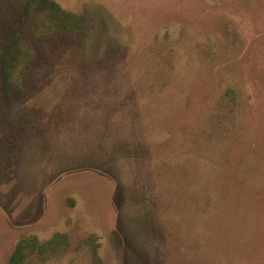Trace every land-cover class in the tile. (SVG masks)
Wrapping results in <instances>:
<instances>
[{
    "label": "rangeland",
    "instance_id": "374dc122",
    "mask_svg": "<svg viewBox=\"0 0 264 264\" xmlns=\"http://www.w3.org/2000/svg\"><path fill=\"white\" fill-rule=\"evenodd\" d=\"M23 1L0 0V46L17 26L33 56L8 86L0 76V86L18 114L48 108L36 111L48 116L41 125L51 147L55 141L54 159L78 161L85 156L78 145L87 147L93 135L90 161L70 166H91L89 180L107 186L125 215L141 203L154 209L150 219L143 214L158 225L147 257L264 264V0H56L80 17L79 27L45 31L48 21H41L39 32L22 20ZM45 156L38 167L47 237L48 219L70 221L76 174L48 187ZM24 163L28 171L19 161L3 192L19 187L21 176L30 182L35 160ZM148 184L150 196L137 197ZM88 187L89 211L108 228L113 211L105 192ZM64 228L55 242L31 243L27 263L123 264L111 247L98 253V239L80 225Z\"/></svg>",
    "mask_w": 264,
    "mask_h": 264
},
{
    "label": "crops",
    "instance_id": "0c3cea01",
    "mask_svg": "<svg viewBox=\"0 0 264 264\" xmlns=\"http://www.w3.org/2000/svg\"><path fill=\"white\" fill-rule=\"evenodd\" d=\"M14 25L16 26L18 24ZM1 88L4 89L3 84L0 86V90H2ZM4 92L5 93L2 96L3 101L0 99V248L6 247L5 249H0V252L4 254V263L11 264L10 257L15 251L18 243L21 242L24 245L22 248V252L24 253L22 263L28 264L29 245L31 243L34 245L39 240L42 244L46 239L55 242L56 237L59 236L60 233L66 231V228L64 227L68 228V224L72 226L76 223V225H80L84 229V232L91 234L92 236L94 235L98 239L100 243L98 253L102 255L106 253L105 251L107 247H111V251L117 254L123 264H125L126 261L129 262V264H147V260L149 263L161 264V261L156 257L155 252H153L154 254H152V256L147 257V251L144 248L147 245H151L152 242L155 243L156 237H158L157 221L152 220L150 224L143 219V214H146L147 219H150V214L154 213V209L151 208L153 211L150 213V211L144 209L148 204L144 203V206L142 207L141 203L140 206L134 205L133 212L129 214L130 216L125 215V208H123V205L119 206L117 203L112 204L109 200L106 190L107 186L103 187L101 185V187H98L96 183L93 184L94 182L89 180V176L91 177L93 172H89L86 169H92L90 168L91 166H70L77 162L85 163L88 160L87 158H90L94 154L93 151L95 149L92 146V143L94 142L93 135L90 145H87L90 149L78 145L81 153L85 154L86 157L76 155L77 157H80V159L78 161L70 162L68 161V158L71 155L68 154L63 160L61 158L62 156L58 155V160H56L51 154V152L55 150V141L51 147L49 141L52 136L50 133H44V127L41 125L48 121L45 119L48 116L45 114L43 115L44 117H37L38 112L36 110L40 111V109L46 107L39 105L32 106L29 107V111L26 110L25 113L19 112L18 114L13 109L17 107L15 106L16 104L12 102L9 91L4 89ZM97 139L100 140L99 137H97ZM95 145L99 147V143H96ZM100 147L102 148V146ZM46 154L49 155L48 165L51 166L50 168L52 169L48 179V187L53 186L56 181H60L61 178L64 177V174H76L72 175L71 179H69L70 187L68 190H72V193L70 194V221L69 223H65L64 218L62 220H55L54 218H50L51 220L48 219L46 225H53V229L47 237L44 231L46 230L44 229V223L46 222V200L43 190L45 176L38 167V162L40 159L43 161ZM27 158L35 160V163H30L32 166L29 171L31 172L30 182L28 180L27 184L26 180V184H24L23 176H21L19 187H13L14 191L12 190V187H9L8 193L7 191L3 192V183L7 184V182L9 183L10 180H12L13 175H15L17 171L15 170V167L19 164V161L21 162V167L29 164L24 163ZM88 161H90V159ZM8 163L11 165L9 166ZM37 168L38 170H36ZM28 169L29 167H23L21 172H27ZM95 170L98 169L95 168ZM50 183L51 186H49ZM92 185L96 186V191L105 192L108 207L113 211V213H110L111 220L108 228H106L102 222H99L103 219L97 218V213L89 211L91 197L88 193V186L91 187ZM143 188L148 190L144 192L141 191L140 188L139 191L135 192V195H138L137 197H140V199L141 196H143L144 199L147 196H150L149 184L147 187ZM17 193H21V196L15 197ZM58 198L60 200V195ZM58 203L60 204L59 201ZM101 213L104 215L109 212L102 211ZM156 220L159 221L160 219L157 217ZM136 221L141 225L139 224L138 226ZM115 224L116 227L114 228ZM134 226L140 227L142 230L139 231L134 228ZM68 230H70V228H68ZM148 238L155 239L149 240ZM155 245L157 246V244Z\"/></svg>",
    "mask_w": 264,
    "mask_h": 264
},
{
    "label": "trees",
    "instance_id": "16d2710c",
    "mask_svg": "<svg viewBox=\"0 0 264 264\" xmlns=\"http://www.w3.org/2000/svg\"><path fill=\"white\" fill-rule=\"evenodd\" d=\"M35 7H38V15L35 14ZM79 20L77 14L65 10L56 0H24L23 21L33 28L37 27L38 32L41 21H48L43 25L45 31H52L54 27L74 31L79 27ZM32 54V49L25 38L19 34L16 27L12 26L0 46V76L5 86L9 85V79L19 69V64L22 69V65L29 61ZM23 247V243L19 242L10 257L11 264H23Z\"/></svg>",
    "mask_w": 264,
    "mask_h": 264
}]
</instances>
